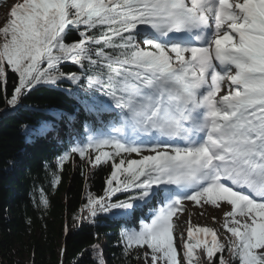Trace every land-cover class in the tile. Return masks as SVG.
<instances>
[{"label": "snow or ice", "instance_id": "1", "mask_svg": "<svg viewBox=\"0 0 264 264\" xmlns=\"http://www.w3.org/2000/svg\"><path fill=\"white\" fill-rule=\"evenodd\" d=\"M73 31L79 39L66 42ZM0 38V83L8 70L18 77L10 107L40 84L84 85L69 92L83 118L54 119L71 130L58 167L73 153L93 167L112 161L104 196L87 198L88 217L127 219L156 202L150 222L121 232L125 254L146 246L151 264H181L173 217L190 200L229 205L228 251L264 264V0H22ZM65 62L82 75L62 72ZM55 130L42 122L25 136ZM117 193L130 195L113 202ZM224 248L214 230L189 223L183 264H198V249L214 264Z\"/></svg>", "mask_w": 264, "mask_h": 264}, {"label": "trees", "instance_id": "2", "mask_svg": "<svg viewBox=\"0 0 264 264\" xmlns=\"http://www.w3.org/2000/svg\"><path fill=\"white\" fill-rule=\"evenodd\" d=\"M78 39L73 31L66 42ZM60 70L82 75L81 68L71 62L61 64ZM6 77V85L0 83V264H137L147 247L134 246L125 254L121 232L128 224L124 221L101 214L75 225L79 214L87 213L84 206L89 194L104 196L112 171V161L93 167L75 153L58 167V157L71 146V130L54 114L83 118L81 106L69 92L83 93L84 85L66 79L57 85L40 84L13 108L7 99L18 77L10 70ZM42 122L54 124L56 130L29 142L25 129ZM76 134L81 139L86 135L83 123ZM115 159L119 162L120 157ZM56 177L58 183H54ZM128 195L117 193L112 200ZM42 199L47 200V207ZM229 243L234 242L221 243L225 248L213 257L214 264H220L221 257L225 264H240L228 251Z\"/></svg>", "mask_w": 264, "mask_h": 264}, {"label": "rangeland", "instance_id": "3", "mask_svg": "<svg viewBox=\"0 0 264 264\" xmlns=\"http://www.w3.org/2000/svg\"><path fill=\"white\" fill-rule=\"evenodd\" d=\"M18 3H20V0H0V25L6 22V20L8 19V13L10 12V9L15 4ZM81 160L82 161L86 160L89 162L87 157ZM181 206L183 208V212L180 213L178 212L177 215L173 217V223L175 225L174 233H173L174 245L177 248V252H178L177 258L179 259L180 262H182L183 260L182 244L183 241L187 239V228L189 227V223L193 227L196 226L208 227L214 230L217 235V239L220 243L228 241V239L232 237L231 234L227 232L223 226L225 223L224 214L230 211V206L227 205L226 203L221 204V206L217 208L212 205H205L203 204V202H201L200 206H197L193 201L184 200ZM153 207L155 206H152L150 209L145 211V213H143V208H142L139 212L140 216H144L145 214H148V212L152 215ZM146 216L147 215H145V219ZM136 229L138 230L139 227H137ZM181 234L183 235L181 236ZM146 252L149 253L148 256H145ZM198 256L200 257L198 261L199 264L208 263V259L204 255L203 249H199ZM137 264H151L150 250L146 248L142 252L141 257H139L137 260Z\"/></svg>", "mask_w": 264, "mask_h": 264}, {"label": "bare ground", "instance_id": "4", "mask_svg": "<svg viewBox=\"0 0 264 264\" xmlns=\"http://www.w3.org/2000/svg\"><path fill=\"white\" fill-rule=\"evenodd\" d=\"M226 87H227V84H225V89H226ZM210 237H208L207 239H209ZM202 239H204V237L202 236Z\"/></svg>", "mask_w": 264, "mask_h": 264}]
</instances>
